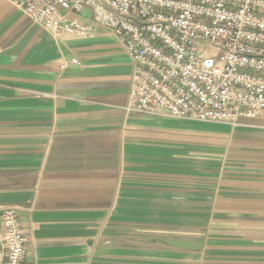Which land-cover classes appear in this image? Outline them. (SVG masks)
Wrapping results in <instances>:
<instances>
[{
  "label": "crops",
  "instance_id": "1",
  "mask_svg": "<svg viewBox=\"0 0 264 264\" xmlns=\"http://www.w3.org/2000/svg\"><path fill=\"white\" fill-rule=\"evenodd\" d=\"M69 16L93 31L0 0V214L18 213L24 264H264V118L129 112L123 44L90 6Z\"/></svg>",
  "mask_w": 264,
  "mask_h": 264
},
{
  "label": "built area",
  "instance_id": "2",
  "mask_svg": "<svg viewBox=\"0 0 264 264\" xmlns=\"http://www.w3.org/2000/svg\"><path fill=\"white\" fill-rule=\"evenodd\" d=\"M7 1L47 31L79 37L94 27L69 15L90 6L133 62L129 112L233 127L264 118V0ZM28 244L17 211L4 209L0 264H24Z\"/></svg>",
  "mask_w": 264,
  "mask_h": 264
},
{
  "label": "rangeland",
  "instance_id": "3",
  "mask_svg": "<svg viewBox=\"0 0 264 264\" xmlns=\"http://www.w3.org/2000/svg\"><path fill=\"white\" fill-rule=\"evenodd\" d=\"M202 51L205 52V53H208V52H213V48L208 46V45H203L202 46Z\"/></svg>",
  "mask_w": 264,
  "mask_h": 264
}]
</instances>
